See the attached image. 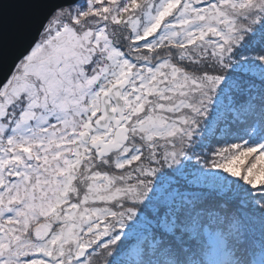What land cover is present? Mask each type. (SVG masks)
Instances as JSON below:
<instances>
[{"label":"snow or ice","instance_id":"1","mask_svg":"<svg viewBox=\"0 0 264 264\" xmlns=\"http://www.w3.org/2000/svg\"><path fill=\"white\" fill-rule=\"evenodd\" d=\"M0 264H264V0H68L0 85Z\"/></svg>","mask_w":264,"mask_h":264},{"label":"water","instance_id":"2","mask_svg":"<svg viewBox=\"0 0 264 264\" xmlns=\"http://www.w3.org/2000/svg\"><path fill=\"white\" fill-rule=\"evenodd\" d=\"M68 0H0V85L38 40L57 8Z\"/></svg>","mask_w":264,"mask_h":264},{"label":"rangeland","instance_id":"3","mask_svg":"<svg viewBox=\"0 0 264 264\" xmlns=\"http://www.w3.org/2000/svg\"><path fill=\"white\" fill-rule=\"evenodd\" d=\"M80 2H83V0H80ZM55 14V12L50 16V18L48 19V21L52 18V16ZM48 21L46 22V24L48 23ZM45 24V25H46ZM42 32V31H41ZM39 39V38H38ZM38 41V40H37Z\"/></svg>","mask_w":264,"mask_h":264}]
</instances>
